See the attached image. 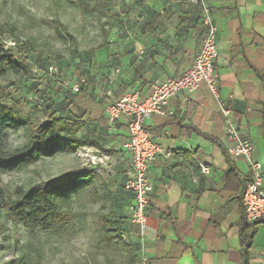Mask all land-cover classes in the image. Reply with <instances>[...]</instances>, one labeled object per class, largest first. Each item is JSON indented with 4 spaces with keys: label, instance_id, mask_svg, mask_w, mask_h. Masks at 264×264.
Masks as SVG:
<instances>
[{
    "label": "crops",
    "instance_id": "1",
    "mask_svg": "<svg viewBox=\"0 0 264 264\" xmlns=\"http://www.w3.org/2000/svg\"><path fill=\"white\" fill-rule=\"evenodd\" d=\"M96 55L83 67L87 84L76 106L85 126L80 141H94L64 152L89 149L109 158L113 170L82 192L97 191L99 217H111L108 236L122 239L121 264H241V195L248 163L228 160L225 127L232 124L252 143V159L262 167L264 189V0H116ZM202 6L216 25L217 96L200 83L181 91L144 127L161 151L148 168L146 230L131 220L133 194L123 188L130 156L124 150L123 120L110 125L104 107L134 88L146 96L156 80L177 76L193 61L203 26ZM219 100L231 106L229 120ZM58 153V152H57ZM208 166V172L199 165ZM78 168V167H77ZM231 169V171H230ZM115 230V232H114ZM245 264H264V220L253 226Z\"/></svg>",
    "mask_w": 264,
    "mask_h": 264
},
{
    "label": "rangeland",
    "instance_id": "2",
    "mask_svg": "<svg viewBox=\"0 0 264 264\" xmlns=\"http://www.w3.org/2000/svg\"><path fill=\"white\" fill-rule=\"evenodd\" d=\"M84 1L90 9L99 5L102 12L84 10L80 5ZM115 1L0 0L2 37L27 43L28 63L36 64L38 69L52 63L62 69L66 79H72L79 76V60L95 57L98 45L106 37L105 25L114 15ZM49 78L37 70L8 71L0 76V98L16 103L28 122L27 128L7 131L11 148L24 144L30 127L43 118L37 106L54 98L52 90L41 94ZM97 163L103 167L99 169L102 182L114 169L109 158L82 148L73 153L59 151L24 164L17 171L0 172V186L6 195L16 198L18 189L25 190L65 171ZM96 196V190L72 195L61 202L62 210L69 215L65 223L40 226L34 231L0 212V264H121L127 257L118 253L122 239L107 237L114 225L111 217H99L102 202Z\"/></svg>",
    "mask_w": 264,
    "mask_h": 264
},
{
    "label": "trees",
    "instance_id": "3",
    "mask_svg": "<svg viewBox=\"0 0 264 264\" xmlns=\"http://www.w3.org/2000/svg\"><path fill=\"white\" fill-rule=\"evenodd\" d=\"M80 5L86 11L99 10L102 12L99 5L92 9L88 7L86 1L80 3ZM2 35L3 30L0 29V76L5 75L8 71L13 73L29 70L42 72L50 78L46 80L45 90L41 94L45 95L46 91L52 90L54 98L48 103L43 101L41 105L37 106L41 110L43 118L30 127L27 141L16 148L9 146L7 131L27 128L28 122L16 103L6 102L0 98V164L7 165L11 161L18 162V165L11 167H0V172L17 171L22 165L35 162L41 157H51L59 151L74 149L83 144L98 146L94 141L83 142L77 138L78 132L85 126V121L82 112L75 105V100L78 99L87 84L83 67L90 61L89 57L84 58V61L79 60V76H84L86 82L77 93H74L68 87L63 86L59 78L62 77L66 81H71L76 77L66 79L62 69L57 65L59 76L49 74L47 67L52 63L38 69L39 67L36 64L27 62V56L25 55V45L27 43L22 42L19 44L15 41L13 47H7ZM33 74L32 78L35 77L36 73L33 72ZM54 84L58 86L54 87ZM262 117L264 131V108ZM25 149L27 151H24ZM223 152L226 158L230 160L225 149H223ZM15 153H21V155H15ZM95 173V170L89 168L71 169L44 181L34 183L25 190L18 189L16 198L6 195L0 186V212H4L8 218L21 223L30 231H34L40 226L63 224L69 219V215L62 210L61 202L69 200L72 195L82 192L87 186L91 185L94 182ZM248 179L249 176L245 180L244 187ZM258 221L248 222L245 220L244 215L242 216L239 228L242 244L241 264H245V256L251 243L253 226Z\"/></svg>",
    "mask_w": 264,
    "mask_h": 264
},
{
    "label": "built area",
    "instance_id": "4",
    "mask_svg": "<svg viewBox=\"0 0 264 264\" xmlns=\"http://www.w3.org/2000/svg\"><path fill=\"white\" fill-rule=\"evenodd\" d=\"M190 1L196 3L198 0ZM201 13L203 32L199 48L190 66L177 76L154 81L150 86L149 93L144 97H140L138 91L131 88L104 107V117L110 125H115L120 119L126 125L127 135L123 148L130 156V164L125 173L123 188L133 194L134 203L130 210L131 220L139 226L142 233L146 230L148 193L151 190L147 174L148 168L161 151L159 143L153 140L151 134L144 127L145 121L154 114H164L163 107L169 99L181 91L193 92L200 83L206 84L211 93L217 96L216 25L206 6H202ZM3 41L7 47L15 45L14 40L4 39ZM47 72L59 76L58 67L54 64L48 65ZM59 81L63 86L77 93L85 84L86 79L84 76H79L71 81H66L60 77ZM219 107L223 117L229 120L230 104L219 100ZM224 134L225 150L229 158L235 160L242 157L248 163L249 179L241 195L245 220L248 222L264 220V189L261 185L262 167L259 162L252 159V143L232 124L225 127ZM199 170L206 173L208 166L200 164ZM142 264H148L145 258H142Z\"/></svg>",
    "mask_w": 264,
    "mask_h": 264
},
{
    "label": "snow or ice",
    "instance_id": "5",
    "mask_svg": "<svg viewBox=\"0 0 264 264\" xmlns=\"http://www.w3.org/2000/svg\"><path fill=\"white\" fill-rule=\"evenodd\" d=\"M24 151H27V150L25 149ZM15 155H21V153H15ZM14 165H18V162H16V161H11V162H9V164H7V165L0 164V167H4V166L11 167V166H14Z\"/></svg>",
    "mask_w": 264,
    "mask_h": 264
}]
</instances>
